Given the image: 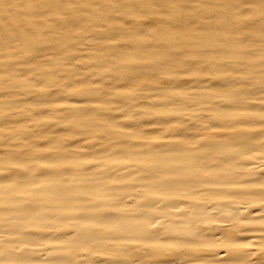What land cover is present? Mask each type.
Instances as JSON below:
<instances>
[{
  "label": "bare ground",
  "instance_id": "1",
  "mask_svg": "<svg viewBox=\"0 0 264 264\" xmlns=\"http://www.w3.org/2000/svg\"><path fill=\"white\" fill-rule=\"evenodd\" d=\"M0 264H264V0H0Z\"/></svg>",
  "mask_w": 264,
  "mask_h": 264
}]
</instances>
